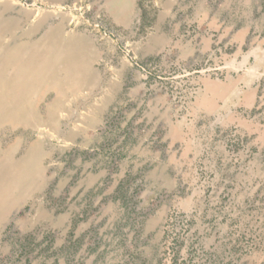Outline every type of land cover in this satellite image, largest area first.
Returning a JSON list of instances; mask_svg holds the SVG:
<instances>
[{
	"label": "rangeland",
	"instance_id": "374dc122",
	"mask_svg": "<svg viewBox=\"0 0 264 264\" xmlns=\"http://www.w3.org/2000/svg\"><path fill=\"white\" fill-rule=\"evenodd\" d=\"M0 264H264V0H0Z\"/></svg>",
	"mask_w": 264,
	"mask_h": 264
},
{
	"label": "crops",
	"instance_id": "0c3cea01",
	"mask_svg": "<svg viewBox=\"0 0 264 264\" xmlns=\"http://www.w3.org/2000/svg\"><path fill=\"white\" fill-rule=\"evenodd\" d=\"M235 95H237V92H235L234 96H235ZM217 118H218V117H217ZM217 121H218V119H217Z\"/></svg>",
	"mask_w": 264,
	"mask_h": 264
}]
</instances>
